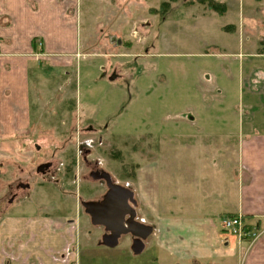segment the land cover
Listing matches in <instances>:
<instances>
[{
  "label": "rangeland",
  "instance_id": "374dc122",
  "mask_svg": "<svg viewBox=\"0 0 264 264\" xmlns=\"http://www.w3.org/2000/svg\"><path fill=\"white\" fill-rule=\"evenodd\" d=\"M161 1L76 0L78 49L68 77L46 70L32 79L34 133L23 146L0 151V223L44 216L47 228L76 248V264H153L155 250L151 234L139 254L131 252L128 234L113 248L98 244L103 228L91 224L81 202L100 198L104 187L89 171L101 167L137 191L132 172L149 162L147 192L181 193L187 177L206 186L209 173L189 161L194 152L172 168L165 161L171 143L191 142L196 134L194 128L184 135L173 118L201 105L230 115L219 119L224 135L197 136L225 150L226 144L236 149L247 113L255 122L264 115V0H219L221 14L178 0L164 15L157 11ZM222 151L218 175L237 181L236 152ZM205 154L210 161L213 153ZM43 162L52 165L37 171Z\"/></svg>",
  "mask_w": 264,
  "mask_h": 264
},
{
  "label": "crops",
  "instance_id": "0c3cea01",
  "mask_svg": "<svg viewBox=\"0 0 264 264\" xmlns=\"http://www.w3.org/2000/svg\"><path fill=\"white\" fill-rule=\"evenodd\" d=\"M73 8L76 0H0V151L23 146L24 136L34 133L32 79L46 70L69 75L78 49V18ZM182 112V117H174L173 121L182 125L184 135L195 128V139L171 143L165 149L169 154L165 161L172 168L178 157L185 161L194 152L189 161L202 173L208 172L210 180L205 186V180L187 177L181 193L164 192L158 187L147 192L153 180L152 168L149 162L137 164L132 174L138 189H131L137 214L144 210L150 221L145 215L138 218L153 228L152 263L264 264V115L255 122L252 120L255 116L247 113L239 123L236 149H229L230 144H226L224 150L217 141L204 145L197 136L207 132L224 135L219 119H228L230 115L206 110L204 105L194 111L186 107ZM256 125L262 129H256ZM140 136L137 132V142ZM143 143L149 145L148 139ZM205 150L213 153L210 161ZM222 150L225 157L226 151L236 152L237 181L218 175L224 166L220 161ZM192 182L199 184L195 191ZM235 213L243 214L250 231L261 233L260 236L240 244L227 239L220 219ZM45 220L44 216H32L26 222L15 218L0 223V264H76V248L63 256L70 240L47 228Z\"/></svg>",
  "mask_w": 264,
  "mask_h": 264
},
{
  "label": "water",
  "instance_id": "95a60500",
  "mask_svg": "<svg viewBox=\"0 0 264 264\" xmlns=\"http://www.w3.org/2000/svg\"><path fill=\"white\" fill-rule=\"evenodd\" d=\"M116 42L120 43V40L117 39ZM48 165L47 163L43 166L47 167ZM43 166H39L37 170ZM90 176L93 179L104 180L107 186V191L101 200L81 203L85 213L89 215L91 223L104 228L100 243L113 248L118 244L121 235L130 234L133 237L131 251L134 254H139L144 248V240L152 231V226L134 219L135 210L130 205V203L135 204L133 191L126 186L114 183L105 171H93L90 172Z\"/></svg>",
  "mask_w": 264,
  "mask_h": 264
},
{
  "label": "built area",
  "instance_id": "2783aa9c",
  "mask_svg": "<svg viewBox=\"0 0 264 264\" xmlns=\"http://www.w3.org/2000/svg\"><path fill=\"white\" fill-rule=\"evenodd\" d=\"M222 226L231 238L237 239L239 241L250 236L240 214L223 218Z\"/></svg>",
  "mask_w": 264,
  "mask_h": 264
},
{
  "label": "trees",
  "instance_id": "16d2710c",
  "mask_svg": "<svg viewBox=\"0 0 264 264\" xmlns=\"http://www.w3.org/2000/svg\"><path fill=\"white\" fill-rule=\"evenodd\" d=\"M175 1H178V0H162L157 9L159 14L164 15L166 10L170 7L171 2H175ZM194 1H197L203 4L206 8L211 9L219 14L223 13L225 9V6H224L225 4L220 2L219 0H182V2H185V3H192Z\"/></svg>",
  "mask_w": 264,
  "mask_h": 264
},
{
  "label": "flooded vegetation",
  "instance_id": "af4514ba",
  "mask_svg": "<svg viewBox=\"0 0 264 264\" xmlns=\"http://www.w3.org/2000/svg\"><path fill=\"white\" fill-rule=\"evenodd\" d=\"M83 160H84V162H86V159H85V157L83 158ZM73 162H74V160H72ZM45 164H47V163H45ZM49 165L47 166V167H45V166H43L44 165V162L43 163H40V164H38V165H42L43 167L41 168V169H39V171H43V172H45V169L46 168H50L51 167V165H52V163H48ZM37 165V166H38ZM50 166V167H49ZM93 171H105L104 169H102L101 167H95V168H93L91 171H89V172H93ZM89 172H88V174H89ZM112 178V177H111ZM100 184H102L103 185V187H104V190H103V192H102V194H101V196H100V198H98V199H96L95 201H97V200H100V199H102V197H103V195L105 194V192L107 191V186H106V184H105V182L103 181V180H97ZM112 181H114L113 179H112ZM22 188V183L21 182H18V181H16V184H15V188L16 189H18V188ZM12 196H16L17 195V192H13L12 194H11ZM136 203L134 204V206H133V208L136 210V216H135V219L136 220H139V218L137 217V207H136ZM127 217V216H126ZM125 217V218H126ZM145 223H146V221H145Z\"/></svg>",
  "mask_w": 264,
  "mask_h": 264
}]
</instances>
